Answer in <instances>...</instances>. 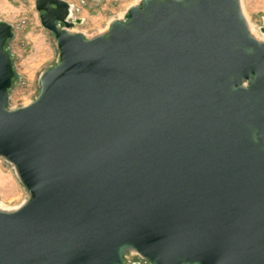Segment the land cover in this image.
Here are the masks:
<instances>
[{"label": "water", "instance_id": "1", "mask_svg": "<svg viewBox=\"0 0 264 264\" xmlns=\"http://www.w3.org/2000/svg\"><path fill=\"white\" fill-rule=\"evenodd\" d=\"M58 60L26 103L0 20V264H264V41L240 0H141L92 37L35 0ZM264 33V20L260 27Z\"/></svg>", "mask_w": 264, "mask_h": 264}, {"label": "rangeland", "instance_id": "2", "mask_svg": "<svg viewBox=\"0 0 264 264\" xmlns=\"http://www.w3.org/2000/svg\"><path fill=\"white\" fill-rule=\"evenodd\" d=\"M72 5V17L82 18L70 30L89 38L105 32L113 19H122L131 5L141 0H66ZM241 10L248 27L258 40L264 41L260 27L264 20V0H240ZM0 20L13 25L14 35L5 48L12 57L17 74L9 88V105L28 102L38 92L39 74L58 60L52 33L43 28L35 0H0ZM28 191L20 182L14 166L0 156V206L14 207L22 202ZM147 263L136 251L124 255V264Z\"/></svg>", "mask_w": 264, "mask_h": 264}, {"label": "bare ground", "instance_id": "3", "mask_svg": "<svg viewBox=\"0 0 264 264\" xmlns=\"http://www.w3.org/2000/svg\"><path fill=\"white\" fill-rule=\"evenodd\" d=\"M264 35V34H263ZM1 203V202H0Z\"/></svg>", "mask_w": 264, "mask_h": 264}, {"label": "built area", "instance_id": "4", "mask_svg": "<svg viewBox=\"0 0 264 264\" xmlns=\"http://www.w3.org/2000/svg\"><path fill=\"white\" fill-rule=\"evenodd\" d=\"M134 263V262H133Z\"/></svg>", "mask_w": 264, "mask_h": 264}]
</instances>
